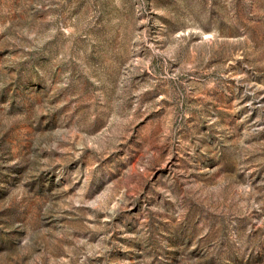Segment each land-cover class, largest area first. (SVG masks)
I'll return each mask as SVG.
<instances>
[{"label":"rangeland","instance_id":"374dc122","mask_svg":"<svg viewBox=\"0 0 264 264\" xmlns=\"http://www.w3.org/2000/svg\"><path fill=\"white\" fill-rule=\"evenodd\" d=\"M0 264H264V0H0Z\"/></svg>","mask_w":264,"mask_h":264}]
</instances>
